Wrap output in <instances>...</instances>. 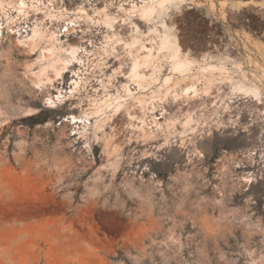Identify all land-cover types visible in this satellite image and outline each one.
<instances>
[{
    "label": "rangeland",
    "instance_id": "obj_1",
    "mask_svg": "<svg viewBox=\"0 0 264 264\" xmlns=\"http://www.w3.org/2000/svg\"><path fill=\"white\" fill-rule=\"evenodd\" d=\"M209 1L171 11L183 47L225 59L235 80L233 64L263 79L264 3ZM115 12L109 0H0V264H264V235L215 203L223 192L264 222V115L228 104V87L213 104L210 74L167 58L133 74L148 50L128 44L130 25L105 23ZM191 81L199 91L183 94ZM251 169L262 178L245 185Z\"/></svg>",
    "mask_w": 264,
    "mask_h": 264
},
{
    "label": "bare ground",
    "instance_id": "obj_2",
    "mask_svg": "<svg viewBox=\"0 0 264 264\" xmlns=\"http://www.w3.org/2000/svg\"><path fill=\"white\" fill-rule=\"evenodd\" d=\"M130 2L136 3V0H130ZM141 2H143V0H141ZM163 2L164 0H155V3H152L151 0H149L148 3H145L143 8L140 7V4H137L139 15H144L147 13L151 19V23L143 21L147 25V34L145 37H142L141 34H139L142 29L137 23V17H130L131 23L137 24V28L139 30L132 29V32H134L136 35L130 40L128 44L136 46L140 43L142 48L148 50V54L142 57V62L139 59H135L133 61L131 65L132 73L136 76L138 75L141 63L149 64L155 59L162 61L164 58H167L171 61L172 70L175 72L186 73L196 68L197 71L202 74H210L206 75L204 85L202 86V91L206 95L211 96L213 104L219 105V103L224 100V87H228L233 98L228 102V104L233 102H239L240 104H244V102H254V104H256L255 110L259 111L261 115H264V95L262 93V89L264 88V74L263 79L258 77L255 73H252V76H250L247 75L244 70H242V66H244V64H233L234 67H237L243 73L242 79L235 80L231 74V70L228 68L225 59L218 58L209 52H205L200 55H192L183 47L178 36V30L176 29V26L172 25L169 21V15L173 9H180L186 4L195 7L200 6L202 3L199 2V0H172L171 3L165 4L164 8H160L159 5ZM109 3L115 8L116 12L112 15L106 13L104 18L105 23L114 26L116 24L115 22L119 20L120 24H124L125 17L128 16V14L133 10L125 6V13L121 14L117 5H123L124 0H109ZM244 3V6L259 4L257 0H247ZM220 4L221 8H224L227 5L226 1L224 0H221ZM209 6L215 8V1L210 0ZM37 34L38 33L36 29H34L32 38L36 37ZM146 40L148 41V44L145 42ZM71 52L75 53L74 46L71 47ZM225 58H227V61L233 59L228 55L225 56ZM215 74L217 75L215 76ZM45 77L48 76L46 73H43L39 76L38 80L41 82ZM191 90L195 94L199 91L195 81L187 82L181 87V91L185 95H187ZM48 100V102L52 103L56 101V99L51 97H49ZM71 120L75 122L76 117L73 115ZM196 153L200 156H203L201 150L196 149ZM234 166L240 167L238 164H235ZM228 171L229 166L226 164L223 166L222 172L227 174ZM239 181L245 185L252 184L254 181L252 172L244 171L243 175L239 177ZM215 203L219 207L220 212L226 213L227 216L231 218V220L242 218V220L246 222L250 229H254L256 232L264 235V222L252 220L245 214L240 215L236 208L231 207L228 204L223 192H220Z\"/></svg>",
    "mask_w": 264,
    "mask_h": 264
},
{
    "label": "snow or ice",
    "instance_id": "obj_3",
    "mask_svg": "<svg viewBox=\"0 0 264 264\" xmlns=\"http://www.w3.org/2000/svg\"><path fill=\"white\" fill-rule=\"evenodd\" d=\"M148 2L149 0H143V2H141V0H136V3H131L130 0H124L123 5H119V4L117 5V7H119L121 14L125 13V10H126L125 6L133 10L131 13L128 14V16L125 17L124 24H125L126 29L130 25L132 29L139 30L137 28V24L131 23L130 17L132 16H136L137 19L140 21H146L148 23H151L150 16L147 13H145L144 15H139V9L137 8V4H140V7L143 8L145 6V3H148ZM151 2L155 3V0H151ZM171 2L172 0H164V2L159 5V7L164 8L165 4L171 3ZM21 7H24L23 3L21 4ZM115 23L119 26L120 21L117 20ZM109 27H111V25H109ZM140 27H143V25H140ZM127 34H128L127 31H125V35Z\"/></svg>",
    "mask_w": 264,
    "mask_h": 264
},
{
    "label": "crops",
    "instance_id": "obj_4",
    "mask_svg": "<svg viewBox=\"0 0 264 264\" xmlns=\"http://www.w3.org/2000/svg\"><path fill=\"white\" fill-rule=\"evenodd\" d=\"M214 1L216 3L215 9H222L221 4H220L221 0H214ZM224 1H226V3H227V5L224 7L225 9H234V7L238 6V3H239V0H224ZM257 1L259 2V4L255 5V6H261L260 4L264 3V0H257ZM208 9H210L212 11L211 6L209 8V5H208ZM234 10H236V9H234Z\"/></svg>",
    "mask_w": 264,
    "mask_h": 264
},
{
    "label": "built area",
    "instance_id": "obj_5",
    "mask_svg": "<svg viewBox=\"0 0 264 264\" xmlns=\"http://www.w3.org/2000/svg\"><path fill=\"white\" fill-rule=\"evenodd\" d=\"M255 154H258L260 158L264 159V146L260 148L259 152L257 151ZM250 172L254 173L253 175L254 181L258 180L259 178L260 179L262 178V176H260L255 170L251 169Z\"/></svg>",
    "mask_w": 264,
    "mask_h": 264
}]
</instances>
